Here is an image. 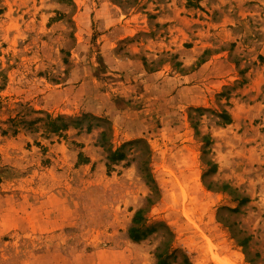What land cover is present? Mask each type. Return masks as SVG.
<instances>
[{"label":"rangeland","instance_id":"obj_1","mask_svg":"<svg viewBox=\"0 0 264 264\" xmlns=\"http://www.w3.org/2000/svg\"><path fill=\"white\" fill-rule=\"evenodd\" d=\"M0 264H264V0H0Z\"/></svg>","mask_w":264,"mask_h":264},{"label":"trees","instance_id":"obj_2","mask_svg":"<svg viewBox=\"0 0 264 264\" xmlns=\"http://www.w3.org/2000/svg\"><path fill=\"white\" fill-rule=\"evenodd\" d=\"M144 212V209H139L136 211L134 219H133V225L129 229V234L134 240H141L144 239L148 234V228L144 229L143 227L146 226V219L143 218L142 214ZM161 256V252H157V257L159 258Z\"/></svg>","mask_w":264,"mask_h":264}]
</instances>
